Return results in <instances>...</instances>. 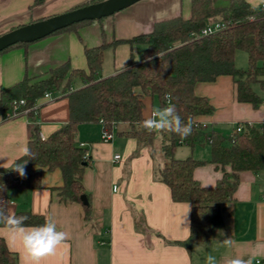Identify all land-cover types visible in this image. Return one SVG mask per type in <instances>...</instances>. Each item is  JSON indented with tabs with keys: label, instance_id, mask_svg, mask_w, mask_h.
<instances>
[{
	"label": "crops",
	"instance_id": "obj_1",
	"mask_svg": "<svg viewBox=\"0 0 264 264\" xmlns=\"http://www.w3.org/2000/svg\"><path fill=\"white\" fill-rule=\"evenodd\" d=\"M88 1L42 0L36 4L35 0H0V34ZM244 1L254 7L259 4V0ZM229 2L214 0L215 5ZM190 9L191 0H140L76 31L52 34L8 49L0 53V89L25 76L44 74L65 62L70 68L86 70L85 46H96L104 41L109 43L107 49L114 47L113 63L105 70L102 60L97 77L110 76L130 61H140L144 52L141 43L120 42L112 46L113 40L148 32L157 21L178 16L187 19ZM107 32L111 36L108 37ZM80 86L79 79L71 85L72 89ZM252 88L261 97L257 107L237 100L236 84L230 75L198 82L194 92L205 96L213 111L197 120L205 123L207 129L227 136L237 124H264V87L255 83ZM49 92L50 98L36 100L34 119L26 114L9 119L0 117V171L22 162L23 149L35 125L41 136L46 137L68 120L67 98L58 90ZM143 102L145 119L151 116L155 103L162 107L156 96H144ZM116 128L109 131L111 139L104 141L105 130L99 122L80 123L77 127V144L83 143L89 159L82 174V185L91 204L89 221L84 220L82 203L59 199L56 189L62 184V176L58 168H42L39 188L17 187L7 191L9 212L30 211L44 215L55 221L58 231L67 233V240L55 254L40 258L39 264H206L209 255L215 258V264H227L229 259L236 258L250 260L251 264L261 259L264 264V168L239 172L233 198L222 206V223L212 228L204 244L188 252L174 242L189 235L190 203L172 200L169 187L156 178L155 171L161 167L162 158L152 161L147 146L140 147L134 138L118 135ZM182 145L185 144L176 146L175 158L210 159L208 143ZM114 155L119 158L114 159ZM225 170H229V166H225ZM222 172L220 167L207 162L195 167L193 176L203 186L211 187ZM0 236L7 248L17 254L18 264H21L20 242L11 240L5 226H0Z\"/></svg>",
	"mask_w": 264,
	"mask_h": 264
},
{
	"label": "trees",
	"instance_id": "obj_2",
	"mask_svg": "<svg viewBox=\"0 0 264 264\" xmlns=\"http://www.w3.org/2000/svg\"><path fill=\"white\" fill-rule=\"evenodd\" d=\"M97 1L100 0H89L84 4ZM41 2L35 0L36 4ZM190 10L187 19L178 16L157 21L148 32L113 40L112 46L120 42L141 43L144 52L140 61H130L110 76L97 77L104 48L109 44L104 41L96 46H85L86 70L70 68L65 62L44 74L25 76L0 89L1 118L10 111L13 100L24 99L19 109H28L25 114L34 119L31 106L51 89L63 93L69 111L68 120L46 137L41 136L37 125L31 129L27 148L32 156L22 160L27 161L24 177L13 170L15 166L0 171V208L8 214L26 217V226L44 224V215L30 211L9 212L6 194L11 188H39L42 168H58L62 176V184L56 189L59 199L82 203L84 220L89 221L90 198L82 185L83 170L89 159L85 157L86 149L77 144L76 132L80 123L99 122L106 132L117 127L118 135L134 138L140 147L152 146L159 136L162 165L155 176L169 187L172 200L191 205L189 235L174 243L192 252L196 245L207 241L212 228L222 223V206L232 200L239 172H256L264 168V124L245 123L243 130L228 136L202 128L197 118L212 113L213 107L205 96L194 92V87L198 82L230 75L236 84L238 101L248 102L253 107L261 103V97L252 85L257 83L264 87V11L244 0H230L227 5H215L214 0H191ZM216 21L224 22L225 27L213 34L190 36L207 22ZM91 22L80 21L52 34L76 31ZM101 35H104L103 29ZM26 44L12 45L0 53ZM236 50L246 53L245 68L235 66ZM78 79L82 86L72 89L71 85ZM144 96H156L163 108L174 106L183 122H191V135L183 138L171 131L149 132L143 128ZM197 143L210 145L208 161L192 156L174 157L178 144L193 146ZM207 162L223 171L211 187L203 186L193 176L194 168ZM225 166H229V170H225ZM81 195H86L87 203L81 201ZM0 264H18L17 254L7 248L1 236Z\"/></svg>",
	"mask_w": 264,
	"mask_h": 264
},
{
	"label": "clouds",
	"instance_id": "obj_3",
	"mask_svg": "<svg viewBox=\"0 0 264 264\" xmlns=\"http://www.w3.org/2000/svg\"><path fill=\"white\" fill-rule=\"evenodd\" d=\"M259 3H264V0H259ZM142 127L149 132L171 131L183 138L192 133L191 122H183L176 114L174 106L154 109L151 117L142 121ZM23 156H32L27 147L23 149ZM26 163V160L16 163L13 168L21 177L26 175L24 169ZM25 220L24 216L8 214L0 208V224L7 228L11 240L19 241L22 246L21 264H39L40 258L55 254L57 248L68 238L66 232L57 230V225L51 218H47L42 225L32 227L26 226ZM206 264H215V258L207 256ZM227 264H251V261L236 258L229 259Z\"/></svg>",
	"mask_w": 264,
	"mask_h": 264
},
{
	"label": "water",
	"instance_id": "obj_4",
	"mask_svg": "<svg viewBox=\"0 0 264 264\" xmlns=\"http://www.w3.org/2000/svg\"><path fill=\"white\" fill-rule=\"evenodd\" d=\"M140 0H100L76 6L68 11L17 26L0 34V52L18 43H31L74 23L109 17ZM81 201L87 203L86 195Z\"/></svg>",
	"mask_w": 264,
	"mask_h": 264
},
{
	"label": "built area",
	"instance_id": "obj_5",
	"mask_svg": "<svg viewBox=\"0 0 264 264\" xmlns=\"http://www.w3.org/2000/svg\"><path fill=\"white\" fill-rule=\"evenodd\" d=\"M256 8H258L261 11H264V3H259ZM225 27V23L222 21H216V22H207L197 33H191L190 36H194V37H200V36H205V35H209V34H213L216 33L220 30H222ZM44 98H50V92L47 91L44 93L43 95ZM24 104V99H18V100H13L11 102V108L10 111L6 114V116L3 119H9V118H13L16 117L18 115H22L25 114L27 112L28 109H19L21 105ZM31 108L34 110V112L37 109V105L34 103ZM153 113V112H152ZM151 113V115H152ZM151 117V116H150ZM199 125H201L202 128H206L205 123L202 122H198ZM243 130V125L242 124H237L234 129L233 132H238ZM102 139L104 141H108L111 139V134L109 132L104 131L103 135H102ZM79 146H83V143H79ZM85 157H87V154H85ZM114 159H118L119 155H114L113 156ZM116 188V186H114V189ZM254 264H262V260L261 259H256Z\"/></svg>",
	"mask_w": 264,
	"mask_h": 264
},
{
	"label": "rangeland",
	"instance_id": "obj_6",
	"mask_svg": "<svg viewBox=\"0 0 264 264\" xmlns=\"http://www.w3.org/2000/svg\"><path fill=\"white\" fill-rule=\"evenodd\" d=\"M107 36L109 37V36H111V34L108 33ZM117 44H115V45H117ZM134 45H136V44H134ZM137 46H139V45H137ZM113 48L114 47H111V48L107 49V47H105V49L103 51V53H104L103 57L104 58H103L102 69L106 70L112 65V63H113ZM235 66L238 67V68H245L247 66V57H246V53L243 50H237ZM55 90L56 89H51L50 91L54 92ZM154 105H155L154 106L155 109L162 108L157 103H155ZM160 141L161 140H160L159 136H157L155 141H154V144L152 146H150V147H147L148 148V153L150 154V157L152 158V161H154V162H157L158 160H160V158H162V153H161V150H160ZM182 146H185V145H182ZM178 147H180V146H178ZM157 171L158 170H156L155 172H157Z\"/></svg>",
	"mask_w": 264,
	"mask_h": 264
}]
</instances>
